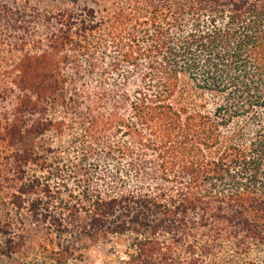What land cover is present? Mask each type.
I'll use <instances>...</instances> for the list:
<instances>
[{"label":"trees","instance_id":"obj_1","mask_svg":"<svg viewBox=\"0 0 264 264\" xmlns=\"http://www.w3.org/2000/svg\"><path fill=\"white\" fill-rule=\"evenodd\" d=\"M4 21L0 264L89 240L101 264H264V0H0Z\"/></svg>","mask_w":264,"mask_h":264},{"label":"rangeland","instance_id":"obj_2","mask_svg":"<svg viewBox=\"0 0 264 264\" xmlns=\"http://www.w3.org/2000/svg\"><path fill=\"white\" fill-rule=\"evenodd\" d=\"M45 6V5H44ZM42 6V8L44 7ZM41 7V6H40ZM11 30L7 28L6 21L0 22V40L1 39H7V34H9ZM3 44L0 43V49L2 50ZM0 50V119L2 120H9L12 117L10 116V111L12 110L14 103H15V95H18L20 91L13 87L12 90H10L9 77L4 73L5 64L8 63L9 57ZM15 58V56H13ZM54 113V111H53ZM52 113V115H54ZM41 116L40 113L35 112L33 115H28L27 119L28 122H33L36 119H39ZM42 117H44V114H42ZM67 140V139H65ZM44 141L47 144H50L52 146H55V138L51 133H45L42 137L36 136L33 139V149L37 152H40V144ZM67 142V141H66ZM1 155V152H0ZM1 161V159H0ZM30 167L27 169L28 174L39 172L38 167L33 165H29ZM33 222V221H32ZM25 235L27 236V239L29 240L30 247L36 248L37 243L39 241V237L41 233L44 231L43 225L38 222L29 223L26 225ZM86 249L83 251V263L81 264H101L103 255L106 254V248L104 244H94L91 242V240L87 241Z\"/></svg>","mask_w":264,"mask_h":264}]
</instances>
